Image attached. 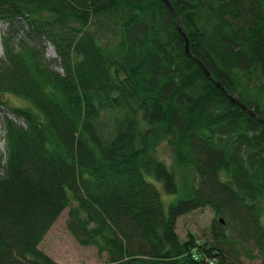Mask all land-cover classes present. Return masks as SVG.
Segmentation results:
<instances>
[{
  "label": "trees",
  "instance_id": "obj_1",
  "mask_svg": "<svg viewBox=\"0 0 264 264\" xmlns=\"http://www.w3.org/2000/svg\"><path fill=\"white\" fill-rule=\"evenodd\" d=\"M168 1L0 0V264H59L39 244L66 208L108 264H264V125L183 36L264 118V0ZM160 140L197 176L167 207ZM203 207L210 235L181 240Z\"/></svg>",
  "mask_w": 264,
  "mask_h": 264
},
{
  "label": "rangeland",
  "instance_id": "obj_2",
  "mask_svg": "<svg viewBox=\"0 0 264 264\" xmlns=\"http://www.w3.org/2000/svg\"><path fill=\"white\" fill-rule=\"evenodd\" d=\"M3 29V23L0 21V34ZM0 55H2V47L0 43ZM47 55L54 57L55 52L50 47ZM9 106L27 105L26 101L12 94H3ZM11 116L8 108L0 106V151L5 150L4 130L2 118ZM156 156L162 159L169 169L175 175L177 192L173 194L166 193L161 189V195L165 207L170 203L176 202L190 194L191 187L197 183V176L192 168L179 166L173 158L171 148L165 141H158L155 146ZM68 208H66L54 224L49 229L44 239L40 242L39 248L48 254L59 264H108L107 254L100 253L95 246H82L73 237L67 227ZM216 218L214 211L209 207H203L193 210L180 216L177 219L176 231L181 240H185L192 233L200 240L207 239L210 235L213 220ZM245 264H259V260H248L243 257Z\"/></svg>",
  "mask_w": 264,
  "mask_h": 264
},
{
  "label": "water",
  "instance_id": "obj_3",
  "mask_svg": "<svg viewBox=\"0 0 264 264\" xmlns=\"http://www.w3.org/2000/svg\"><path fill=\"white\" fill-rule=\"evenodd\" d=\"M164 2L167 4V6L171 9V11L173 12L175 18L176 14L174 13V9L171 5V3L168 0H164ZM177 24L179 26V22L177 20ZM179 30L183 33L182 29L179 26ZM183 36L185 38V44H184V49L186 54L193 58L201 67V69L203 70V72L205 73V75L207 76V78L214 83L218 88H220L228 97H230L235 103H237L239 106L242 107L243 110H245L246 112H248L252 117L257 118L263 125H264V118L259 116L256 112H254L252 109H250L248 106H246L242 101L238 100L234 95L230 94L228 92V90L216 79H214V77L212 76L211 72L208 70V68L205 66V64L197 57H195L191 51H190V46H189V40L186 37V35L183 33Z\"/></svg>",
  "mask_w": 264,
  "mask_h": 264
}]
</instances>
